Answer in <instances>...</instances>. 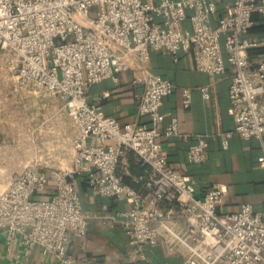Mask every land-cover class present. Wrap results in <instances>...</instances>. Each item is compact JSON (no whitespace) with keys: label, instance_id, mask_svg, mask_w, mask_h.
<instances>
[{"label":"built area","instance_id":"1","mask_svg":"<svg viewBox=\"0 0 264 264\" xmlns=\"http://www.w3.org/2000/svg\"><path fill=\"white\" fill-rule=\"evenodd\" d=\"M219 2L0 0V47L18 55L16 83L58 95L73 129L71 168L50 174L35 161L0 191V236L7 248L16 242L28 250L37 246L59 264H83L68 248L71 234H86L89 214L76 180L82 176L97 194L129 200L124 225L132 262L145 260V245L163 242L184 264H264V213L249 202L220 213L216 207L225 185L214 183L197 194L193 177L168 161L161 142L187 136L179 132L177 116L163 124L159 107L174 88L169 78L149 72L133 76L132 85L142 86L138 115L147 117L139 123L121 124L87 101L92 84L107 78L119 82L117 74L130 68L131 54L145 63L151 52L165 51L174 61L180 51L190 52L198 71L223 74L231 68L229 113L235 131L260 141L258 160L264 163V58L254 62L248 53L264 45V37L249 34L252 15L264 14V0H229L225 13ZM200 90L209 97L205 87ZM184 92L182 104L188 107L191 95ZM208 138L198 134L188 144L189 163L205 161ZM128 151L140 166L132 177L140 189L119 174Z\"/></svg>","mask_w":264,"mask_h":264},{"label":"crops","instance_id":"2","mask_svg":"<svg viewBox=\"0 0 264 264\" xmlns=\"http://www.w3.org/2000/svg\"><path fill=\"white\" fill-rule=\"evenodd\" d=\"M228 5L229 0H220L222 13H225ZM252 20L254 24L249 34L263 38L264 14L254 13ZM248 53L254 62L259 61L264 58V45L251 48ZM148 59L144 63L136 54L129 55L127 60L130 68L117 74L119 82L115 83L107 78L92 84L86 93L88 103L99 105L106 115L116 117L121 124L146 121V116L138 115L136 96L142 91V86L132 85L133 76L149 72L169 78L174 88L170 95L163 98L159 107L164 114L163 124L168 122L170 115H175L179 132L187 134L186 137L177 136L161 142L170 164L175 170L193 177L197 194L214 183L224 184L226 195L216 207L220 213L237 211L246 202L251 204L252 210L264 213V163L258 160L261 144L256 138L243 137L235 131L234 119L229 113L228 88L233 75L231 68L228 67L223 74L198 71L190 52L185 51H180L178 60L175 61L165 51L151 52ZM202 87L207 89L208 98L203 96L200 90ZM186 90L191 95L188 107L182 104ZM261 98L264 100V93ZM17 103L16 96H0V134L9 133L7 130L9 131L10 125L9 128L1 129V120L4 124L5 120L12 118ZM46 108H52L54 112L49 114L50 117L48 113H43V119L56 127L54 130L58 132L67 120L63 112V100L42 103V109ZM47 124L45 122L46 126ZM202 133L209 135L205 161L191 164L186 159V148L194 142L196 135ZM223 139L227 142V147L223 146ZM122 162L124 164L119 169L121 179L140 189V184L132 179L140 173V166L134 161L133 154L126 152ZM76 180L82 208L89 217L84 236L70 235V255L82 260L83 264H184L181 255L169 251L163 242L154 246L145 245V260H128L130 247L124 223L125 212L130 206L129 200L125 197L97 194L87 186L82 176H77ZM51 189L52 185L49 186V191ZM181 232L184 234V229ZM0 264L59 263L54 256L41 254L37 246L28 250L16 242L7 248L1 235Z\"/></svg>","mask_w":264,"mask_h":264},{"label":"rangeland","instance_id":"3","mask_svg":"<svg viewBox=\"0 0 264 264\" xmlns=\"http://www.w3.org/2000/svg\"><path fill=\"white\" fill-rule=\"evenodd\" d=\"M19 64L15 51L0 47V96H16L18 100L12 118L5 120L4 124L1 120V129L9 128V125L10 129L7 130L9 133L0 134V191L11 177L35 161L39 163L41 170H48L50 174L59 167L72 166L70 136L73 129L64 107L63 112L67 120L58 132L54 130L56 127H52L50 122L43 119V113H48L50 117L49 114L54 112V109H42V103L62 99L58 95L44 94L41 89L32 85L18 86L16 73ZM45 122L48 123L47 126ZM50 126L52 131L49 130Z\"/></svg>","mask_w":264,"mask_h":264}]
</instances>
